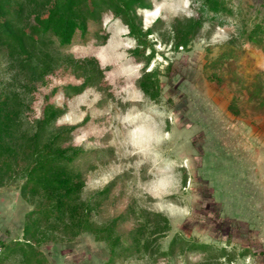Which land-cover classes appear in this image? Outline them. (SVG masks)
<instances>
[{"label":"rangeland","instance_id":"1","mask_svg":"<svg viewBox=\"0 0 264 264\" xmlns=\"http://www.w3.org/2000/svg\"><path fill=\"white\" fill-rule=\"evenodd\" d=\"M149 2L150 8L138 10L144 29L156 22L148 37L145 54L153 51V57L147 66L133 52L137 40L111 11L91 20L85 35L78 30L69 46L60 47L55 39L63 55L95 59L102 74L83 92L66 90L54 98L63 111L54 129L78 126L66 145L85 150L75 162L85 180L83 199L92 200L113 182L93 221L108 224L125 215L118 232L132 241L131 232L147 220L141 215L146 210L167 216L169 229L147 233L158 250L153 256L133 251L114 263L110 244L92 231L74 236L49 230L36 246L51 264H262L264 0H226L232 15L204 9L203 0ZM187 16L200 17L203 28L187 48L175 49L173 23ZM255 28L259 43L248 38ZM145 68L159 70L157 100L140 88ZM84 78L64 64L40 92L24 93L21 78L0 53V95L24 93L23 128L31 131L44 95ZM233 98L237 112L229 107ZM17 169L4 180L0 172V239L6 242L25 238L27 213L43 201L42 195H23L25 179ZM176 237L173 254H162ZM184 240L211 248L190 250ZM245 249L248 256L241 255ZM19 258L15 254L1 264H18Z\"/></svg>","mask_w":264,"mask_h":264},{"label":"trees","instance_id":"2","mask_svg":"<svg viewBox=\"0 0 264 264\" xmlns=\"http://www.w3.org/2000/svg\"><path fill=\"white\" fill-rule=\"evenodd\" d=\"M204 9L216 14L232 15L233 9L226 0H203ZM149 0H0V53H3L9 66L22 80L24 93H38L46 78L58 67L66 64L85 75L80 84L64 83L57 85L44 95L42 113L36 122L35 130L23 128L26 100L22 93L5 92L0 95V172L2 180L19 168L18 174L25 179L22 193L25 197L42 195L43 201L27 213L23 240L6 242L0 239L3 252L0 264L13 255H19L18 264H51L46 255L36 246L49 230L77 236L82 231H92L99 239L110 244V262L127 257L132 252L148 253L153 256L157 251L147 233L160 234L169 229V219L162 213L142 211L147 220L131 232L132 241L118 232L125 215H120L108 224H97L92 213L99 201L110 191L111 181L104 189L93 196L92 200L82 197L85 180L83 173L75 167V162L85 153L83 148L66 145L77 125L54 129L62 115V109L54 102L59 93L66 90L81 93L97 83L101 68L95 59L82 61L63 55L55 49V39L60 47L71 45L78 30L85 35L89 22L97 20L104 11H111L129 29V35L137 40L138 48L134 53L146 60V66L153 57V51L146 56L151 46L149 35L153 34L156 22L146 29L139 9L150 8ZM203 28L200 17L176 18L173 23V44L175 49L187 48ZM259 28L253 29L248 38L259 43ZM140 78V88L152 100L160 96L159 70L146 71ZM233 98L229 107H234ZM263 106V105H262ZM264 107V106H263ZM28 120V119H27ZM23 159L22 166L20 162ZM13 170V171H12ZM150 221L154 222L151 226ZM151 226V227H150ZM47 228V229H46ZM42 238V239H43ZM177 237L170 248L162 251L172 255ZM186 243V240H184ZM185 248L206 250L211 245L205 243H186ZM249 249L241 252L248 256ZM228 253L223 248L221 257ZM229 261H233L229 258ZM264 264V263H262Z\"/></svg>","mask_w":264,"mask_h":264}]
</instances>
